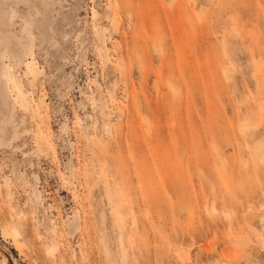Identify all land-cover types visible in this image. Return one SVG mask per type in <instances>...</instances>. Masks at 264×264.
I'll use <instances>...</instances> for the list:
<instances>
[{
  "label": "rangeland",
  "instance_id": "rangeland-1",
  "mask_svg": "<svg viewBox=\"0 0 264 264\" xmlns=\"http://www.w3.org/2000/svg\"><path fill=\"white\" fill-rule=\"evenodd\" d=\"M46 1L0 0V264H264V0Z\"/></svg>",
  "mask_w": 264,
  "mask_h": 264
},
{
  "label": "bare ground",
  "instance_id": "bare-ground-1",
  "mask_svg": "<svg viewBox=\"0 0 264 264\" xmlns=\"http://www.w3.org/2000/svg\"><path fill=\"white\" fill-rule=\"evenodd\" d=\"M16 1H20V0H16ZM21 1H23V0H21ZM42 2H44L45 6H48L49 4L52 3V2H48L46 0H42ZM36 12H39V10H37ZM33 27H35L34 24L32 23L31 20L28 19L27 21H25L24 29L27 30V32L29 33V36L27 38H23V37H17L16 38V42H17L16 43V52L13 55V57L16 59L17 63H19V61L21 60V58L23 56L30 53V48L33 45L34 37H35L34 32L31 31V28H33ZM37 30L39 31V33H41V31L39 29H37ZM0 57H1V51H0ZM9 67H10L9 64H5V66H4V68H9ZM26 75L30 76L33 80L34 78L37 77L38 72H36L35 70H31L30 74H26ZM0 77L3 81L2 85L0 86V95L2 96V98L0 99V144H2L3 136L6 134V136H5V138H6L8 133L9 132L11 133V131L9 130V125L12 122V117H13L11 112H13V110L16 109V107H19L20 109H25V107H24V104L22 103V100H21L22 91L16 90L15 79H14V76L12 75V73L11 72H8V73L6 72L3 74L1 73ZM246 133L253 134L254 131H253V133H251L250 131H248ZM11 134H12V139L17 138L19 136V133L16 130H14ZM250 148L253 150L252 152H254V155L260 157V159L262 161L264 160V141L262 139L252 140L250 142ZM9 231L12 232V233L11 232L10 233H11V235L13 234L14 237L19 234L18 233L19 231H17V229H15V228L10 229ZM9 231L7 232V234H9ZM3 232H5V231H3ZM13 235H12V237H13ZM13 239L15 240V243H16V244L14 243L15 244L14 246H19L18 245L19 242L15 238H13ZM21 244H20V246H21Z\"/></svg>",
  "mask_w": 264,
  "mask_h": 264
}]
</instances>
